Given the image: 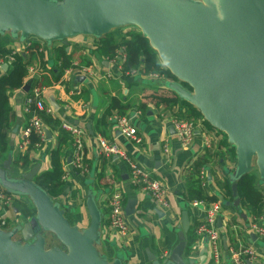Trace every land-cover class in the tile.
Listing matches in <instances>:
<instances>
[{
  "label": "water",
  "instance_id": "water-1",
  "mask_svg": "<svg viewBox=\"0 0 264 264\" xmlns=\"http://www.w3.org/2000/svg\"><path fill=\"white\" fill-rule=\"evenodd\" d=\"M124 26L136 27L173 75L167 87L234 147L235 200L229 205L247 220L237 181L256 170L264 182V0H0V36L20 42L34 37L68 50L74 37L99 39ZM11 165L8 153L0 165V188L26 197L34 215L23 213L11 226H0V264H128L119 253L108 259L97 249L102 212L94 193L85 200L89 223L80 229L35 182L37 166L14 177ZM135 204V199L126 202V215L135 212ZM217 225L222 226L221 219ZM46 233L60 245L46 247ZM177 235L161 260L146 247L147 261L185 264V236L182 230ZM250 237L256 240L255 234Z\"/></svg>",
  "mask_w": 264,
  "mask_h": 264
},
{
  "label": "crops",
  "instance_id": "crops-1",
  "mask_svg": "<svg viewBox=\"0 0 264 264\" xmlns=\"http://www.w3.org/2000/svg\"><path fill=\"white\" fill-rule=\"evenodd\" d=\"M114 37L116 40L119 38L115 35ZM0 40L9 44L13 42L7 34L0 36ZM15 42L22 46L20 41ZM28 42L40 46L39 52L43 55L42 60L45 61L46 68L40 64L42 60L36 54L21 49L22 55L29 61V66L35 71L33 77L27 75V79L33 82L36 78V83H39L43 77L41 75L45 74L51 79V68L55 71L60 65L55 47L62 44H46L34 37L29 38ZM66 51L71 53L70 60L75 67L64 69L61 82L43 85L45 88L42 97L51 106L59 122L70 121L85 132L83 143L87 171H73L66 166L69 173L63 180V191L54 199L60 204L70 223L77 226L81 221L85 224L83 228L88 225L89 216L85 208V200L87 194L93 189L97 205L102 212L101 241L97 249L100 253L103 252V256L113 259L117 252H123L125 263L151 264L147 261L145 248L148 247L157 257L163 253L168 254L178 242V231L182 230L188 247L185 255L187 264H213L206 240L197 237L195 233V226L204 212L201 207L191 205L190 202L193 199L187 196V179L191 176L197 179L207 196H215L216 201L219 200L221 203L220 219L223 224L221 232L226 238V240L222 238L221 241V264H231L229 250L232 246L239 245L250 246L256 251L257 260H247V264H264V243L259 244L258 240L253 241L250 237L252 231L247 227L249 218L254 213L249 208H243L240 199V209L247 218L244 220L239 211L229 205L235 200L230 180L235 167V149L223 133L207 126L200 117L194 118L199 121V127L195 131L192 144L185 147L178 142L170 119L175 105H185L182 104L181 99L177 98L175 92L167 87L166 83L173 78L160 73L157 77L145 73L125 77L109 62L110 55L99 52L97 39L90 36H77L70 39ZM139 61L138 67L143 66L144 57H139ZM83 68H89L90 72L78 73L79 69ZM33 83L29 81L28 89ZM25 97L26 91L23 88L9 93L8 101L15 114V120L8 135L10 150L0 152V165L8 153H11L13 158L24 137L23 129L27 124V117L23 110ZM109 97H117L129 105L123 114L132 117L137 125L142 137L141 143L135 144L118 135L116 125L107 119L116 109H110L108 114H104ZM51 99L54 100L55 106L57 105L56 109L51 105ZM139 105L144 106L143 112L137 108ZM59 135L58 124L48 125L44 145L29 151V166L21 168L12 161L11 175L19 177L20 173L35 166L38 167L37 173L51 168L50 151L57 146ZM98 137L115 140L128 159L143 167L152 178L159 179L165 185L169 191L168 210L157 209L148 192L135 188L131 184L126 160L118 157L109 158L100 152ZM165 148L168 151H164ZM25 150L26 148L21 152ZM69 154V150L65 147L62 171L65 170L63 164L68 163ZM200 160L205 162L202 166L206 170L204 184L196 177L200 168L192 176L191 166ZM88 178L91 179L90 185ZM255 187L264 194V188L259 179L255 180ZM118 191L123 196L124 207L129 199L136 200L135 212L126 215L131 231L125 243H121L108 229L104 206L106 197ZM237 196L239 197L238 191ZM28 202L30 201L26 197L19 196L10 205H0V215L12 224L23 213L32 216L34 208L32 205L28 206ZM257 215L264 218V203ZM234 224L237 225L235 231L230 227ZM228 228L232 234L228 232ZM224 241L228 245L227 249L224 248ZM47 244L46 241V247H52Z\"/></svg>",
  "mask_w": 264,
  "mask_h": 264
},
{
  "label": "built area",
  "instance_id": "built-area-1",
  "mask_svg": "<svg viewBox=\"0 0 264 264\" xmlns=\"http://www.w3.org/2000/svg\"><path fill=\"white\" fill-rule=\"evenodd\" d=\"M29 40V39H28ZM26 40L20 46L19 43L15 44L16 40H12L11 52L12 53H21V49H25L31 45V43ZM23 47V48H21ZM126 52L124 47H118L115 49L112 56L109 58V62L114 66V68L122 75L126 76H134L137 74H148L151 76L157 77L160 74L146 72L144 67L141 65L140 67L134 69H123V64L126 61ZM12 57L7 59V62H11ZM4 62H0V72L3 71L2 66ZM89 68L79 69L78 73H89ZM35 73L34 69L29 66L28 75L32 76ZM33 77V76H32ZM35 78V77H34ZM36 79V78H35ZM33 97H25L24 100V112L31 113L29 118L27 119V125L23 129L24 137L21 143L18 145L17 150L21 152L24 148L27 147L29 141L27 139L28 135L31 131H34L39 140L34 144L35 148L41 147L46 142V129L47 124L43 120L40 112H44L46 114H53L52 108L49 104H47L43 97L42 93L44 90V86L40 84H36L35 82L32 85ZM33 106V109L32 107ZM185 109L183 106L175 105L172 109V117L170 119V123L175 130V135L177 137L178 142L185 146L189 147L192 144L194 139L195 131L199 127V121L185 116L183 113ZM111 123L116 125L118 130V135L127 139L135 144H139L142 141V137L140 135L139 129L137 125L133 122L132 117H129L126 114L120 115L117 111H112L107 118ZM60 129L65 130L71 136V143L66 146V149L69 150V162L64 163L65 170L61 175V180H65L69 173V169L73 171L86 172L87 165L85 162L84 156V130L80 128L78 125L73 124L70 121H60L58 124ZM98 147L100 152L106 157H118L127 161L129 167V179L131 184L135 188H139L142 191L148 192L155 204L157 209H161L163 211L168 210L170 207L169 203V191L165 187V185L157 178H152L149 173L145 171V169L139 166L137 163H134L132 160L128 159L125 155L124 151L119 147L113 139H106L104 137L97 138ZM164 147V145H163ZM164 151H168L166 148ZM69 167V169L66 168ZM204 167H200L197 178L202 184L205 183V172ZM258 175L256 176V180H258ZM264 188V184H262ZM260 190V189H259ZM18 195L8 193L5 190L0 188V205L7 206L14 202ZM105 201V211L107 214V225L108 229L113 232L116 238L121 242L125 243L127 241V236L129 235L131 229L127 222V217L124 212V200L122 194L118 192H112L110 195L106 197ZM191 205L199 206L202 208L204 215L201 219L198 220L195 226V233L197 237L206 240V243L209 247L210 256L213 261V264H221L222 257V246L221 241L222 238H225V234L221 232V227H218L217 221L220 219L221 214V203L220 201H207V200H192ZM6 225V221L2 215H0V226L4 227ZM248 225L250 230L256 236V240H261L264 243V218L263 216H258L252 214L249 218ZM237 225H231L232 230H236ZM228 248V245H227ZM231 264H247V260L256 261V251L250 246H232L229 250ZM167 256V253L161 254L158 258L161 260Z\"/></svg>",
  "mask_w": 264,
  "mask_h": 264
},
{
  "label": "trees",
  "instance_id": "trees-1",
  "mask_svg": "<svg viewBox=\"0 0 264 264\" xmlns=\"http://www.w3.org/2000/svg\"><path fill=\"white\" fill-rule=\"evenodd\" d=\"M118 37V40H116L115 37L109 32L108 34L97 39V49L99 52L104 55L112 56L116 48L124 47L127 56L126 61L123 64L124 70L137 68L140 63L139 57L143 56V67L146 72L156 74L160 73L173 78V75L170 73V71L160 62L156 51L150 47L148 40L138 29H131L122 35L120 34ZM39 47L40 46L38 44L33 43L28 46L26 50L31 54H36L42 60L43 55L39 52ZM55 51L57 52L60 61L59 67H57L55 71L53 68H51V79L46 74L41 75L43 76V79L41 78L39 83H36V79H34L33 82L36 84L43 86L49 85L50 83L54 84L61 82L64 69L75 67V65H72L70 60L71 53L66 51L64 45L55 47ZM9 57H12L11 62H7ZM0 62L7 64L6 69L0 73V152H9L10 149L8 147V135L15 120V114L8 101L9 93L13 90L22 89L26 84L29 83V81L30 83L33 82L32 80L27 79L29 68L28 59H26L22 53H12L11 45L2 40H0ZM40 64L46 68L45 61L42 60ZM26 96L30 98L33 97L32 88L26 91ZM182 104L185 105L183 106L185 109L183 114L185 116L191 117L193 119L197 117L202 118L200 112L194 106L185 101H183ZM31 107L33 109V106ZM128 107V104L123 103L117 97H109V103L104 114H108L110 109H116L118 114L123 115ZM137 108L142 112L145 109L142 105H139ZM25 115L28 119L31 113H25ZM40 115L47 125L59 124V120L57 119L56 115L54 116L44 112H40ZM204 123L211 127L205 120ZM223 134L225 135V133ZM27 139L29 144L27 145L26 150L24 152L17 151L13 154L12 158L13 163L21 168H26L29 166V151L34 148V144L39 140V137L34 131H31ZM70 143L71 136L65 130L60 129L58 144L50 151L51 168L37 173V175L34 177L35 182L44 187L48 195L53 199L57 198L63 191V180H61V175L63 173L62 156L64 154V148ZM204 164L205 162L203 160L195 162L191 166L192 176L194 172ZM256 176L257 172L255 170L245 174L239 181H237V191L241 199V205L243 208H249V210H251L254 215H257L260 212L264 203L263 192L255 187ZM187 196L193 200H217V197L215 196H207L198 184L197 179L191 176L187 179Z\"/></svg>",
  "mask_w": 264,
  "mask_h": 264
},
{
  "label": "rangeland",
  "instance_id": "rangeland-1",
  "mask_svg": "<svg viewBox=\"0 0 264 264\" xmlns=\"http://www.w3.org/2000/svg\"><path fill=\"white\" fill-rule=\"evenodd\" d=\"M131 29H137L136 27H134V26H124V27H120V28H116V29H113L110 33L114 36H119L120 34H122V33H125L126 31H129V30H131ZM167 84V83H166ZM88 180H89V185H90V178H88ZM259 181H260V183H262V184H264L260 179H259ZM91 192L92 193H94V191H93V189L91 190ZM29 203V205L28 206H30L31 204H30V202H28ZM25 210H27V208L25 209ZM251 211V210H250ZM103 213H104V211H103ZM6 220V219H5ZM6 226L5 227H7L8 225H9V223H10V221H8V220H6ZM12 225V223H10V226ZM77 226H79L80 228H83L84 226H85V224H82V222L80 221L78 224H77ZM141 229V228H140ZM228 232L229 233H231L232 234V232H231V230L228 228ZM46 241H47V245L48 246H53V245H55V246H59L60 244H59V241L55 238V236L53 235V234H51V233H46ZM57 241V242H56ZM257 243H259V244H263V241H261V240H258L257 241ZM101 252H102V250H100ZM119 252H117V254H118ZM123 253V252H122ZM122 253H119V254H121L122 255ZM101 254H103V252L101 253ZM185 255H186V253H185ZM123 256V255H122ZM186 261V263L185 264H187V260H185Z\"/></svg>",
  "mask_w": 264,
  "mask_h": 264
}]
</instances>
